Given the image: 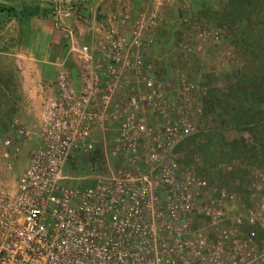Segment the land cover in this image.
<instances>
[{"label":"built area","instance_id":"2783aa9c","mask_svg":"<svg viewBox=\"0 0 264 264\" xmlns=\"http://www.w3.org/2000/svg\"><path fill=\"white\" fill-rule=\"evenodd\" d=\"M167 2L150 0L138 14L122 5L81 43L73 8L55 7L54 27L78 65L57 72L34 132L10 123L26 152L10 133L0 137V172L27 156L15 184L0 183V264H264L255 232L264 229L262 173L249 170L247 204L178 163L176 148L196 132L203 106L187 77L154 75ZM219 39L194 20L179 45L200 54ZM112 130L117 169L90 187L67 185L71 153L92 151Z\"/></svg>","mask_w":264,"mask_h":264},{"label":"rangeland","instance_id":"374dc122","mask_svg":"<svg viewBox=\"0 0 264 264\" xmlns=\"http://www.w3.org/2000/svg\"><path fill=\"white\" fill-rule=\"evenodd\" d=\"M11 1V2H10ZM87 0H0V9L4 5L13 2H30L37 4L35 13L47 15L54 19V9L58 4L71 6L74 14ZM94 5L98 0H93ZM230 0H168L161 12V23L157 29L159 46L152 59L154 75L161 79H175L180 76L187 77L195 87L196 94L203 106V113L198 121L196 132L182 141L176 148L178 163L181 168H188L197 175L208 180L210 184L221 186L230 192L241 195L247 204V188L252 180L249 170L261 172L263 181L260 183V195L264 196V147L261 140L252 141L245 130L241 116L243 104L232 106L230 115L225 116L227 124L222 125L217 114L220 108L215 106L216 94L226 85L223 77L227 72L234 70L241 72L245 61L239 47L234 45V38L224 26V17L229 11ZM107 3L108 13H100L102 21L107 16L125 5L130 8L132 14L150 9V0H104ZM101 7V4L99 5ZM99 8V7H98ZM188 18L187 22L182 17ZM229 19V18H228ZM201 21L219 30L220 39L217 43H202V53H189L184 51L181 44L185 32L192 22ZM3 22L0 20V23ZM191 43L197 44L195 40ZM9 50L0 47V52ZM12 52V51H11ZM63 60V61H62ZM61 61L66 68L69 63L72 69H76L78 62L75 56L64 54ZM60 61V63H61ZM13 66L3 65L1 72L5 74L13 71ZM68 67V66H67ZM61 68V67H60ZM59 68V69H60ZM32 72L33 67H28ZM50 85V83H49ZM9 96L4 102L0 97V137L9 135L10 123L16 120L19 126H24L30 132L37 129L39 116L41 115L50 94L43 97L37 105H27L26 101H20L17 94ZM255 119L259 121V117ZM256 131V135L258 131ZM14 143L23 152L27 145L10 133ZM114 132L108 131L103 138H98L94 149L90 152L74 150L65 167V175L68 178L67 185L85 188L92 186L97 178L117 169L118 157L113 151L112 140ZM29 146V145H28ZM244 151L243 156H236V151ZM225 164V169L220 165ZM27 167L26 153L22 155L18 165L8 174L0 172L2 185L15 184L19 174ZM254 180V179H253ZM247 229V228H246ZM258 240L264 245V229H255Z\"/></svg>","mask_w":264,"mask_h":264},{"label":"crops","instance_id":"0c3cea01","mask_svg":"<svg viewBox=\"0 0 264 264\" xmlns=\"http://www.w3.org/2000/svg\"><path fill=\"white\" fill-rule=\"evenodd\" d=\"M93 2L87 0L83 3L70 20L75 32V41L78 43L89 39L91 24L99 25L107 21L106 18L101 22L100 16V13H108L110 8L107 3L98 0L92 5ZM9 9L11 11L8 13ZM38 9L37 4L30 2L8 3L0 9V20L3 21L0 23V47L3 44V49L9 50L6 53L0 52L2 102L9 96V92H12V95L17 94L20 97V101H26L27 105H37L43 97L48 94L52 96L55 92L54 80L59 68L65 65L62 59L64 54L68 53L67 41L63 34L55 29L53 18L47 17L46 14L37 15L35 12ZM30 13L33 15L29 16ZM9 62L13 66L11 75L1 72V67L9 66ZM29 66L33 67L32 72L29 71ZM67 66L69 70H75L69 63Z\"/></svg>","mask_w":264,"mask_h":264},{"label":"trees","instance_id":"16d2710c","mask_svg":"<svg viewBox=\"0 0 264 264\" xmlns=\"http://www.w3.org/2000/svg\"><path fill=\"white\" fill-rule=\"evenodd\" d=\"M229 6L223 25L234 38L245 64L241 72L231 70L223 77L226 85L216 94L215 106L221 110L217 117L225 125L232 106L243 104L240 117L245 130L252 141L259 139L264 147V0H230ZM236 153L245 154L239 150Z\"/></svg>","mask_w":264,"mask_h":264}]
</instances>
